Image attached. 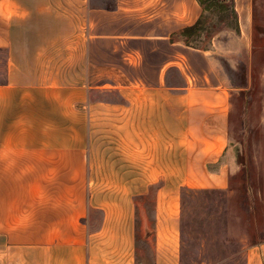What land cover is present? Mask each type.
I'll return each instance as SVG.
<instances>
[{"label":"crops","instance_id":"1","mask_svg":"<svg viewBox=\"0 0 264 264\" xmlns=\"http://www.w3.org/2000/svg\"><path fill=\"white\" fill-rule=\"evenodd\" d=\"M234 2L252 32L253 0ZM201 11L197 0H0V264H144L151 238V264H179L181 187L228 185L234 88L210 51L171 39ZM247 264H264V243Z\"/></svg>","mask_w":264,"mask_h":264},{"label":"rangeland","instance_id":"2","mask_svg":"<svg viewBox=\"0 0 264 264\" xmlns=\"http://www.w3.org/2000/svg\"><path fill=\"white\" fill-rule=\"evenodd\" d=\"M91 4L114 7L116 0H91ZM208 17L214 29L209 35L204 34L207 37L202 39V45L212 53L221 76L234 88L228 143L219 162L226 166L228 185L224 189L208 184L187 187L206 191L187 195L183 210L181 194L186 190L181 187L179 264H247L253 242L264 243V0H253L254 23L249 33L240 29V33L223 30L216 34L223 27H216L221 16L211 13ZM4 58L5 53L0 52V83L5 79ZM179 80L178 73L173 71L174 83ZM98 82L94 73L93 84ZM92 98L115 101L119 94L116 90L94 89ZM209 169L215 171L217 166ZM242 170L246 171V180L240 178ZM175 176L178 173L173 170ZM4 178L7 179V171L1 168L0 179ZM231 179L235 190L229 185ZM143 203L146 212L139 219V234L152 227L154 188ZM151 241L152 238L144 244L145 250L139 243V258L144 264H151Z\"/></svg>","mask_w":264,"mask_h":264},{"label":"trees","instance_id":"3","mask_svg":"<svg viewBox=\"0 0 264 264\" xmlns=\"http://www.w3.org/2000/svg\"><path fill=\"white\" fill-rule=\"evenodd\" d=\"M201 6V15L199 19L190 26L183 27L182 29L173 33L171 39L173 41H181L188 46L193 48L204 49L203 47V38H206L214 29V25H209L208 14L214 13L215 15H220L219 22L216 27L220 24L223 27L219 31H215L216 34H219L223 30H231L232 32L240 33L238 13L235 8L234 0H197ZM226 12H229L228 15H224ZM224 28V29H223ZM207 35H204V34ZM247 174L245 170L240 172L241 180L247 179ZM229 185L231 190H235L233 186V179L229 180ZM243 191H247L246 187H242ZM185 192L181 194V208L183 210L185 205V197L187 195H193L198 192H204L206 190H196L185 187ZM182 216H181V229H182ZM254 245L257 244V241L253 242Z\"/></svg>","mask_w":264,"mask_h":264}]
</instances>
